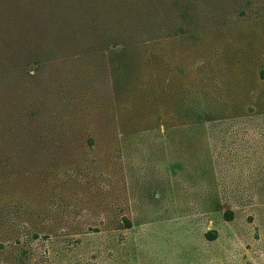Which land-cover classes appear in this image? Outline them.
<instances>
[{"label":"rangeland","instance_id":"1","mask_svg":"<svg viewBox=\"0 0 264 264\" xmlns=\"http://www.w3.org/2000/svg\"><path fill=\"white\" fill-rule=\"evenodd\" d=\"M151 1L0 0V264H264V0Z\"/></svg>","mask_w":264,"mask_h":264},{"label":"trees","instance_id":"2","mask_svg":"<svg viewBox=\"0 0 264 264\" xmlns=\"http://www.w3.org/2000/svg\"><path fill=\"white\" fill-rule=\"evenodd\" d=\"M151 3L155 6L152 7L151 9L155 12V14H153V17L149 20H143L144 22H148L147 26H153L150 21L154 20V21H158L164 17H167V15L169 16L170 20L174 19V24L171 25V28L174 27V32L178 33H183L185 31V25L183 24V22L178 18L179 14L177 11V8H175L174 10L171 9H167L163 6V4H160L154 0L151 1ZM151 10V11H152ZM175 12V13H174ZM162 17V18H161ZM165 19L163 18V21ZM178 21V23H177ZM146 26V25H145ZM100 31V30H99ZM148 31L146 29V27H132V26H127L125 24H123L122 22L107 26L106 29L104 30V36H106V39L108 41L111 42L112 45H117V43H119V41H135V39L143 34H147ZM148 35V34H147ZM225 217H227V219H232L233 217V212L232 210H226L224 213ZM217 235L216 230H209L206 233V236L209 237V239H213L215 238Z\"/></svg>","mask_w":264,"mask_h":264}]
</instances>
